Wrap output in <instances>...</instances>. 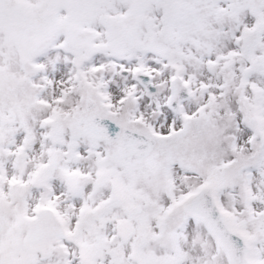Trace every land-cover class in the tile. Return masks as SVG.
<instances>
[{"label": "snow or ice", "instance_id": "1", "mask_svg": "<svg viewBox=\"0 0 264 264\" xmlns=\"http://www.w3.org/2000/svg\"><path fill=\"white\" fill-rule=\"evenodd\" d=\"M0 264H264V0H0Z\"/></svg>", "mask_w": 264, "mask_h": 264}]
</instances>
